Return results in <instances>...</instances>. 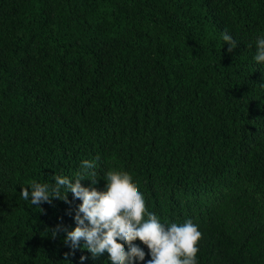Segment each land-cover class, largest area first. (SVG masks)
Masks as SVG:
<instances>
[{
	"label": "trees",
	"instance_id": "16d2710c",
	"mask_svg": "<svg viewBox=\"0 0 264 264\" xmlns=\"http://www.w3.org/2000/svg\"><path fill=\"white\" fill-rule=\"evenodd\" d=\"M261 37L264 0H0V264H112L53 237L70 192L20 194L83 160L82 186L126 171L162 223L198 225V264H264Z\"/></svg>",
	"mask_w": 264,
	"mask_h": 264
},
{
	"label": "clouds",
	"instance_id": "9594fccd",
	"mask_svg": "<svg viewBox=\"0 0 264 264\" xmlns=\"http://www.w3.org/2000/svg\"><path fill=\"white\" fill-rule=\"evenodd\" d=\"M221 35L223 45H228L227 52H233L237 42L226 31ZM255 49V61L264 64V37L256 39ZM95 168V161L83 160L82 173L75 178L57 175L53 184L33 181L30 191L27 187L21 188V197L41 212L40 205H51L53 199L70 203L69 192L81 201L73 217L76 226L71 231L59 224L51 230L53 237L63 231V241L71 249L80 247L83 240L82 247L93 257L107 252L112 264H134L145 259V252L134 244L139 240L148 249L150 259L146 264H198V241L202 238L198 225L190 219L182 224L162 223L146 209L143 194L126 171H106L102 191L82 186L84 179L93 185L97 183ZM68 255L65 253V260ZM80 259L83 261L85 257Z\"/></svg>",
	"mask_w": 264,
	"mask_h": 264
}]
</instances>
